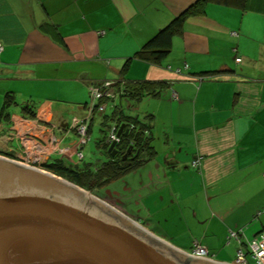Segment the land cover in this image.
Here are the masks:
<instances>
[{"label": "crops", "instance_id": "0c3cea01", "mask_svg": "<svg viewBox=\"0 0 264 264\" xmlns=\"http://www.w3.org/2000/svg\"><path fill=\"white\" fill-rule=\"evenodd\" d=\"M197 1L0 0V155L39 168L68 157L35 163L23 142L55 136L75 152L74 118L88 116L91 87L119 82L89 135L98 114L99 142L116 119H138L152 149L96 195L181 251L198 242L228 264L238 248L231 231L243 240L264 232V0L206 2L160 61L136 56ZM145 80L168 85L134 98L120 84Z\"/></svg>", "mask_w": 264, "mask_h": 264}, {"label": "water", "instance_id": "95a60500", "mask_svg": "<svg viewBox=\"0 0 264 264\" xmlns=\"http://www.w3.org/2000/svg\"><path fill=\"white\" fill-rule=\"evenodd\" d=\"M128 132L123 123L117 134ZM106 136L100 147L114 158L120 143ZM0 264L224 263L189 255L67 179L0 155Z\"/></svg>", "mask_w": 264, "mask_h": 264}, {"label": "trees", "instance_id": "16d2710c", "mask_svg": "<svg viewBox=\"0 0 264 264\" xmlns=\"http://www.w3.org/2000/svg\"><path fill=\"white\" fill-rule=\"evenodd\" d=\"M206 2L239 6L242 5L243 0H198L188 10L176 16L168 25L158 31V33L137 52L136 56L139 59L149 62L160 61L171 50L173 36L181 31L185 17L192 13L201 12L202 7ZM197 79H204V75H199ZM116 84L119 85V82ZM120 84H122V86L125 88L127 95L136 98L138 95L144 93H159L158 91H161L162 88L167 86L168 82L145 80L128 82L124 81V83L120 82ZM103 100L104 99L101 101ZM9 103L10 102H6L4 107H7ZM114 122L121 124L124 123L126 124V128H129L131 124L135 126L133 129L129 128L128 135L123 137L122 141L125 146H121L122 150L120 151V154L124 153L123 150L128 146L129 140L134 139L137 142L136 147H138L139 151L148 152V156H150L152 147L150 145V139L146 135V132L149 130V126L146 122L126 117L116 119ZM145 161L146 159L144 158L140 164L123 165L113 160L103 164V167L99 168L95 174L89 170L87 171L84 168H81L77 164L67 163L61 158L55 159L51 163H45L44 167L47 170H50L53 173L63 176L71 182L86 188L91 178L93 180L95 179L99 186L105 183L108 184L115 179H119L129 171H134Z\"/></svg>", "mask_w": 264, "mask_h": 264}, {"label": "built area", "instance_id": "2783aa9c", "mask_svg": "<svg viewBox=\"0 0 264 264\" xmlns=\"http://www.w3.org/2000/svg\"><path fill=\"white\" fill-rule=\"evenodd\" d=\"M4 47L0 42V53L3 51ZM237 61H241V58H238ZM117 82H104L103 84L93 85L91 87V96L92 102L88 106V116L85 119L74 118L73 127L78 134L79 145L75 152V157L78 160L83 159L82 144H85L89 139L90 135L88 133V126L90 118L92 117L95 111L103 112L105 110V105L102 103V99H110L114 95V89ZM172 97L178 98L177 91H172ZM130 129L135 128L133 124L129 126ZM106 136V142L109 144L113 141L118 143L122 142V136H118L117 132L119 127L116 124H113ZM131 145H135V141H131ZM25 149V154L30 160L33 159L34 162L44 163L45 160L49 157L50 153L57 152L62 155L72 154L71 147H62L60 145V140L55 136H50L46 139L44 144L40 143H30L29 141L23 142ZM136 148V147H135ZM33 162V163H34ZM200 158H197L193 161V166H199ZM32 166H35L33 164ZM37 167V166H35ZM230 239H235L238 242V248L236 253V258L233 262L228 264H264V232L259 233L255 237L247 240H243L240 237V232L231 231L229 234ZM192 256L203 257L209 260H213V256L210 254V251L200 245L198 242H195L193 248L189 252H185Z\"/></svg>", "mask_w": 264, "mask_h": 264}, {"label": "rangeland", "instance_id": "374dc122", "mask_svg": "<svg viewBox=\"0 0 264 264\" xmlns=\"http://www.w3.org/2000/svg\"><path fill=\"white\" fill-rule=\"evenodd\" d=\"M88 98H89L88 99L89 100L88 103L90 105L92 96L90 94H88ZM112 111H113V107L112 106H108L107 111H106V114L107 115H111V112ZM67 116L69 117V119L70 118L73 119L72 118L73 116L70 113L67 114ZM100 122H101L100 121V115L98 114V115H96V121H95V123L92 126V131H91V134H90V137L91 138H90L89 142L84 145L83 151H84V153H85L86 156H85V159L83 161H81V164L82 165H84V163H92V164L101 163L102 161H106V159H107V153H106L105 149H103V148L100 147V143H99V140L104 136V134L106 132V127L103 124L101 125ZM73 139H76V138L73 137ZM68 141L69 140L64 141V143L65 142L67 143ZM74 156H75L74 154H71L68 157H64L63 160H65L66 162H68V161L74 162L73 161ZM53 159H56V158L54 157ZM77 163H79V162H77ZM29 165H32V164H29ZM41 169L47 170L46 168H41ZM47 171L52 172L50 170H47ZM58 176H60V175H58ZM61 177L65 179V177H63V176H61ZM81 188H83V187H81ZM83 189H85V192H90V190H88L86 188H83ZM98 191L99 190L94 189L92 191L93 194L91 192L90 193L92 195H94V196H97L95 193L98 192Z\"/></svg>", "mask_w": 264, "mask_h": 264}, {"label": "flooded vegetation", "instance_id": "af4514ba", "mask_svg": "<svg viewBox=\"0 0 264 264\" xmlns=\"http://www.w3.org/2000/svg\"><path fill=\"white\" fill-rule=\"evenodd\" d=\"M113 124H116L117 125V127H119L120 128V126L122 125L121 123H118V122H114ZM113 124H110V128H111V126L113 125ZM110 130V129H109ZM119 130V129H118ZM77 133V132H76ZM88 133H89V131H88ZM123 137L124 136H122V139H123ZM90 140V139H89ZM89 140L85 143V144H87L88 142H89ZM131 141H135L134 139H131V140H129V144H128V146L123 150L124 151V153L123 154H118L116 157H111L110 155H108L107 156V159H106V161H102L101 162V164L99 163H95V164H92V163H84V165L83 166H80V163H81V161H83L84 159H85V153H84V151H83V149H84V145L85 144H82V152H83V159L82 160H78V159H76V157H74L75 158V161L74 162H79V163H74L73 162V164H77V165H79L81 168H84L85 170H89L90 172H92V173H94L95 174V172H97V170L99 169V168H101V167H103V164H105L106 162H110V161H115V162H119V163H121V164H123V165H127V164H140V163H142V161H143V159L145 158L142 154H143V152H140L139 153V156H137V153L139 152L138 151V147H136V148H134L133 149V151H132V153H130V154H128L127 155V157H125V154L127 153V150H128V148H129V146H131ZM122 143V144H121ZM120 143V147L122 146V147H124L125 146V144H123V141ZM137 144V142L135 141V145ZM78 145H79V141H78V143H77V148H78ZM137 146V145H136ZM122 150V149H121ZM76 152V151H75ZM75 152H73L72 154H75ZM146 159V158H145ZM98 164V165H97ZM137 169V168H136ZM66 179V178H65ZM68 180V179H67ZM68 181H70V180H68ZM71 182V181H70ZM73 183V182H72ZM75 184V183H74ZM77 185V184H76ZM108 184H103V185H98V182L97 181H95V179L93 180L92 178H91V180L88 182V184H87V186H86V189H88V190H90V192L92 193V191L94 190V189H97V190H99L98 192H96L95 194H101L102 195V193H103V190L105 189V187L107 186ZM79 186V185H78ZM81 187V186H80ZM84 188V187H83ZM93 194V193H92ZM97 197V196H96Z\"/></svg>", "mask_w": 264, "mask_h": 264}, {"label": "bare ground", "instance_id": "6f19581e", "mask_svg": "<svg viewBox=\"0 0 264 264\" xmlns=\"http://www.w3.org/2000/svg\"><path fill=\"white\" fill-rule=\"evenodd\" d=\"M78 135V134H77Z\"/></svg>", "mask_w": 264, "mask_h": 264}, {"label": "clouds", "instance_id": "9594fccd", "mask_svg": "<svg viewBox=\"0 0 264 264\" xmlns=\"http://www.w3.org/2000/svg\"><path fill=\"white\" fill-rule=\"evenodd\" d=\"M124 83V82H123Z\"/></svg>", "mask_w": 264, "mask_h": 264}]
</instances>
